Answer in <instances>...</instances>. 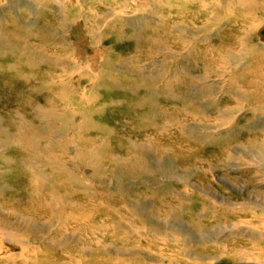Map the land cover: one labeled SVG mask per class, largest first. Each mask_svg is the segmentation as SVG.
<instances>
[{
	"label": "rangeland",
	"instance_id": "obj_1",
	"mask_svg": "<svg viewBox=\"0 0 264 264\" xmlns=\"http://www.w3.org/2000/svg\"><path fill=\"white\" fill-rule=\"evenodd\" d=\"M195 1H169L168 8L164 4L150 8L152 12H146L147 16L142 21L130 17L131 20L117 22L96 34H90L82 24L72 29L66 25L60 28L61 31H55L53 28L57 25L50 24L51 18L47 12H29V9L37 11L43 0H30L24 12L3 10L6 5L0 8V264H10V261H6L10 255L14 253L19 256L22 253L18 241L27 242V259H17L18 262L14 264H84L85 261V264H164L165 260L157 257V247L136 231L137 226L141 228L148 223L155 230H166L171 236L181 234L182 238L187 239L184 249L190 257L185 259L186 264L240 263L230 260V255L221 259L226 247L220 242H206L222 220L210 196L220 200L229 195L227 191H234L231 187L237 189L235 185L238 184L242 188V183L259 193L264 189L260 181L264 179V169L225 170L220 163L223 157L221 150L228 142L221 140L219 132L212 129L220 123L219 114L215 110L209 115L205 110L214 109L219 103V111L221 106L240 108L237 96L231 94L230 90H226L220 98V90L224 89L225 83L227 87L225 75L231 74V71H225L224 76L217 73H220L218 56L223 44L221 38L224 33H228L229 37L234 33L246 34L248 26L258 24L259 30L249 33V37L256 48L253 54L262 57V63L257 61L255 68L263 67L264 48L258 41L264 35V10H253L260 9L257 3H253L250 9L238 8L234 11L235 2L227 1L220 6L215 5L211 11L209 6L202 7V0ZM222 7H229L232 11L227 13ZM194 14H199L200 18L193 17ZM216 18L219 25L193 41L186 33L180 36L170 33L174 24L193 19L197 26L194 29H199V25H211ZM109 22L107 20L104 25ZM42 40L49 44H41ZM68 40L73 42V47L65 50L67 54L72 52L81 57L93 42L99 51L106 53V58L103 61L96 59L95 67L89 69L93 71H89L88 75L79 74V79H74L78 82L77 89L62 91L67 76L59 80L54 75L48 77L46 74L58 71L54 65L57 62L61 65L63 52L56 53L55 41L64 44ZM236 41L237 37L229 39L224 43L225 48L236 44ZM236 50L243 53L241 49ZM168 51L171 53L168 54ZM56 55L60 61L54 60ZM84 58L83 62H87ZM49 61L53 62H50L52 65ZM240 69V73H245L243 68ZM258 70L259 74L256 69L250 72L251 78L264 77V67ZM232 74L236 75L237 72ZM247 84L243 80L238 86L243 88ZM262 84L264 80L259 78L256 85ZM91 88L95 89L94 94L88 92ZM246 89L255 92L252 88ZM240 93H245V90ZM91 94L94 102L89 98ZM72 100L75 103L71 105ZM256 100H252L255 102L251 108L259 111L250 110L238 121L242 126L249 123L261 125V128L251 130L256 140L248 148L254 153V162L262 158L257 153L259 146L264 147V101ZM9 105H13V108H9ZM243 109L248 110V107ZM92 110L94 112L90 116L88 112ZM70 112H82L85 118L83 121H72L71 115H67ZM86 116H90L89 119ZM21 122L26 126L28 145L22 138L18 139V125ZM236 128L240 127L227 128V134ZM243 131L244 136L250 137L251 131L245 128ZM78 135L93 141L89 149H94V155L85 162L88 164L92 161L102 171L95 168L97 177L93 176L92 180V168L70 166L69 170L73 171L75 177L68 182L65 180L68 176L61 174L58 166L49 162L44 153L49 148L57 154L65 152L64 148L55 147L71 138L79 139ZM239 135L236 142L244 138ZM11 141H15L14 144ZM137 145H140V149ZM144 149L149 151L143 152ZM146 155L149 157L146 161H149L150 171L142 170L137 165ZM135 160L134 166L132 163ZM211 166H216L215 171ZM38 172L45 173L47 179L41 180ZM190 172L192 180L181 183L180 178ZM222 176H229L228 179L237 184H221L219 178ZM54 187L58 188V192L51 191ZM234 197L240 198L241 194ZM84 201L94 203L92 210H82ZM59 206L69 213H78L76 225L67 222L65 216L60 217ZM57 207L58 212H55ZM144 215L149 217L144 219ZM130 223L134 224V229ZM6 237L14 238V243L6 244ZM132 247L136 250L129 253ZM227 247L232 253L233 246ZM162 248L169 252L176 250L173 245ZM119 250L128 251L120 254ZM166 259V264L178 263V259L171 255Z\"/></svg>",
	"mask_w": 264,
	"mask_h": 264
},
{
	"label": "bare ground",
	"instance_id": "obj_2",
	"mask_svg": "<svg viewBox=\"0 0 264 264\" xmlns=\"http://www.w3.org/2000/svg\"><path fill=\"white\" fill-rule=\"evenodd\" d=\"M169 1H173L174 2V0H43V3L40 5L41 9L39 8L40 10L38 9L37 11L36 10L31 11L29 9V12H47V14H49V18H51L50 24H53V25L56 24L57 25V27L53 28V29H55V31H61L60 28L61 27H65L66 25H70L69 28L72 29L73 27H75V25L80 26L78 24H82V25H84L85 30L88 31L90 34H96V33H99L102 29H106L109 26L115 25L117 22L121 23L123 21L124 22L129 21V20H131L130 17L137 18V20L142 21L143 18L145 19V16H147L146 12H152V10H149L150 8H154V7L158 6V5L161 6L163 4H164L163 6L168 8V2ZM192 1H195V0H192ZM227 1L228 2L229 1L235 2V4H233V6L236 7L234 9V11H236L238 8L250 9V7H251V5L253 3H257L260 6V9H253V10H255V11H259L261 9L264 10V0H202L201 4H202L203 8H208V6H209L210 10L212 11L215 8L214 7L215 5L220 6L221 3H224V2H227ZM29 2H30V0H0V4H2V5H0V8L3 7V5H6L5 9H3V10H7L8 12H16V13L19 12V10L20 11L22 10L24 12V10L28 9V6L26 5V3H29ZM258 2H260V3H258ZM36 4H38V3H36ZM38 6L39 5H37L36 8ZM12 7H16V8H12ZM100 8L102 10H100ZM222 8H225L227 13H230L232 11L229 7H222ZM171 9H173V8H171ZM249 13H252V12H249ZM143 14H145V15L143 16ZM118 15L121 16V17L122 16H125V17L121 18ZM39 16H40V14H39ZM195 16H197V19L200 18L199 14H194L193 17H195ZM244 17L245 16L243 15V18ZM4 18H5V16H4ZM107 20H110V22L108 24L106 23L107 25H104ZM189 21L190 22H187V23L174 24L173 27H172V31H170V33L173 34V35L177 34L176 36H180V34L186 33V34H188L189 37H191V40L193 41L197 37H199V36L202 37L207 32H210L211 29H213V27H216V26L219 25L218 24L219 20H218V18H216V19H213V23L211 25H209V23H208V25H205V26H200L199 25V29H194V28H197V26L195 24V20L190 19ZM29 28H27V29H29ZM191 29L194 30V33L192 32ZM245 30H246V34H245V32H244V34H240V35H237V33H234V34L231 35V37H229L228 33H224V35H223L224 37L221 38V44L222 43L223 44H222V46L220 48L221 50H220L219 56H218V60H219V63H220L219 64L220 65V67H219L220 73L217 72L219 74L218 76H224V72L225 71L226 72L231 71L230 75H233L232 72H234V71L237 72V74L233 75L231 78H229L230 75H228V76L225 75V81H227V87H226V83H225V87H223L224 89L220 90L221 93H222L220 98L222 97V95L225 94L226 90H230L231 94L237 96V98H238L237 104H238V106L240 108H236V106H231V107H228V106L223 107V106H221L220 107V111H219L218 109H219L220 103L214 109L213 108H211V109H206L205 108L206 109L205 112H207L209 115L215 110L219 114L218 120H219L220 123H219L218 126L212 128V129H214L217 132H219L221 140L228 142L227 144H225L222 147L221 153H223V157L221 158L220 163H221V166L223 168L225 167V170H230V171L233 170V169L239 170V169H242V168H248L250 170L252 167L258 168L259 170L260 169H264V166H263V164H264V147H262L261 145L259 146L260 148H258L259 151L257 153L260 154L262 156V158L260 157V160H256V162H254V160H253V154L254 153L252 154V152L248 148V146L253 145L255 143V140H256V137L253 135V132L251 130H254V128H261V125L260 124L255 125V124L249 123V124H246L245 126H242V125L238 124V121L240 119H242L244 113H247L250 110L251 111H255L256 110L257 112L259 111L258 109H252L251 108L253 106V103L255 102V101L252 102L253 99L257 98L258 100H256V101H259V102H261V100H259V99H262V101H264V84L256 85V83H258V79L262 78L264 80V77L263 76H260V77L257 76L256 78H251L253 76H251V74H250V72L255 70V69L257 71V74H259V70L258 69H263V67H264V66L263 67L261 66L260 68H255V65H256L257 61H260L262 63V60H261L262 57L255 56L253 54L254 51L256 50V48H255L254 44L252 43L253 40L251 39V37H249V33L253 32L254 30H255V32L257 30H259V25L255 24L254 26H248ZM33 32H34V30H33ZM34 34H36V33H34ZM226 34H228V36H226ZM67 37H69V36H67ZM103 37H104V35H103ZM234 37H237L236 44L230 45V47L225 48L224 43L226 41L228 42L229 39H232ZM178 38H180V37H178ZM55 39L57 40V38H55ZM204 39H205V37H204ZM48 41H50V39H48ZM48 41L45 42V41L42 40L41 44L48 45L49 44ZM187 41H190V40H187ZM61 42L59 43V42L55 41L56 44L54 45L56 53L63 52V56L61 58L62 59L61 60V65L58 62H57L58 64L55 62L56 64H54V65L56 66L58 71L54 72L53 74H46V75H48V77L51 76V75H54L59 80H62V78L64 76H67L66 77L67 78V82L63 83L62 85H64V87H61L63 89H61V88L60 89L62 91H72L73 88L77 87L76 83H78L74 79H79V74L88 75L89 71H93V69L92 70H89V69H91L92 67H95V63H94L95 60L96 59H100L101 61H103L106 58V53L104 51H99L98 46L96 45V43L92 42V45L86 49V53L83 54L81 57H77V55L75 53L70 52V53L67 54L65 52V50H68V49L73 47V42L71 40L70 41L69 40L66 41L64 44L61 43ZM258 44H260V46L264 48V35H262L259 38ZM28 47H29V45H28ZM88 49L91 52H89ZM236 49H241L243 53H241L240 51H237ZM76 51L77 50H75V52ZM169 53H171V52L168 51V54ZM208 53H209V51H208ZM45 56L47 57L46 54H45ZM130 56H132V55H130ZM83 57H85L84 60H86L87 62H83ZM43 59H45V57ZM57 59H59V58L56 55L54 60L56 61ZM254 59H255V61H254ZM45 60L48 61L47 59H45ZM59 61H60V59H59ZM50 62L53 63L52 61H49V63ZM79 65H81L80 69H79ZM48 67L50 68V66H48ZM240 68H243L245 73H243V72L240 73L239 72L241 70ZM205 69H207V68H205ZM50 71H53V69L50 70ZM262 73H264V72H262ZM241 74H243V75H241ZM163 75H164V73H163ZM90 76H88V77H90ZM165 76H166V73H165ZM237 77H238V80H237ZM83 78H84V76H83ZM239 78H241V79H239ZM248 78H251V80L248 79ZM243 80H245L248 84H247V86L244 85V87L242 86L243 88H240L238 85L243 83ZM73 83H75V84H73ZM48 85H50V84H48ZM71 85H72V87H71ZM141 87H143V86H141ZM246 87L252 88L251 90L254 89L255 92L251 93L250 91H248L246 89ZM10 88H8V89H10ZM5 89H6V87H5ZM5 89H3V91ZM94 90H95L94 88H91L90 90H88V92L91 91L92 94H94L93 93ZM241 90H245V93L241 94L240 93ZM47 91H49V90H47ZM62 91H60V92H62ZM57 92H59V91H57ZM9 93H10V91H9ZM39 94H41V93H39ZM64 94H65V92H64ZM92 94L89 95V98H90V100H92L94 102V96ZM129 94H131V93H129ZM48 95H50V94H48ZM48 95H46V96H48ZM72 95H70V96H72ZM29 96H30V94H29ZM32 96H34V95H32ZM22 97H24V96H22ZM34 97L32 98V100L34 99ZM15 98H16V93H15ZM17 98L21 99L20 97H17ZM38 98H39V96H38ZM58 98L60 99V97H58ZM65 98L66 97H64V99ZM46 99H48V97ZM68 99H70V97H68ZM13 100L16 101L15 99H13ZM23 100H26V99H23ZM32 100H30V102ZM34 101H36V100H34ZM78 101H80V100H78ZM35 103H38V102H35ZM74 103H75L74 101H73V103L70 102L71 105L74 104ZM15 104L18 106L17 103H15ZM16 105L14 107H16ZM20 105H22V104H20ZM48 105H50V104H48ZM127 105H128V103H127ZM10 106L11 105H9V108H10ZM12 106H11V108H13ZM38 107H40V106L37 105V108ZM243 107L244 108L248 107V110L247 109H243ZM74 108L75 107L73 105L72 109H74ZM40 109H41V107H40ZM42 109H43V107H42ZM203 111H204V109H203ZM93 112H94V110H92L91 112H88V113H90L89 115L91 116L92 115L91 113H93ZM257 112H256V115H257ZM41 113L42 112L40 111V115H42ZM9 114H11V113H9ZM24 114H26V113H24ZM43 115H45V114L43 113ZM48 115L49 114H47L46 116L48 117ZM67 115H69V116L71 115L70 116L71 120L72 121L74 120L76 122H77V120H82L83 121V119L85 118V116H83L84 114L82 112H70ZM258 115H260V113H258ZM18 116L20 118V115H18ZM53 116H54V114H53ZM69 116H67V117H69ZM90 116H86V117L89 119ZM260 116L262 117V115H260ZM56 117L57 116H55V118ZM63 117H65V116H63ZM23 118H24V116H23ZM33 118H34V116H33ZM60 119L62 120L63 118L61 117ZM19 124L20 125H18V123H17V125H18V139L22 138L21 140L27 142L28 141V134H25L26 126L22 122L19 123ZM231 126H239L240 128L232 129V132L227 134V128H230ZM244 128L246 130H249V131L252 132L250 137H247V136L243 135ZM234 130H236V131H234ZM239 134H241L244 138L241 139L239 142H236L237 138L240 136ZM228 136H231L230 139H228V140L225 139ZM63 137H65V136H63ZM71 139L72 140H68L66 142H63L62 144H60L57 147H55L56 149H60V148L63 149L64 148L66 150L65 152L57 154V153H54L52 151V149L49 148V149L46 150V153H44L45 154L44 156L47 158V160L49 162H51L52 164L58 166L59 172L61 174H64V176H68V179H65L63 177L68 182H71V180H73L72 178L75 177L74 174H73V171L70 172V170H69L70 166H72V167L83 166L85 169H87L88 167L92 168L93 173L91 172L92 173L91 179L93 180L94 177L95 178L97 177L96 176L97 175L96 169L97 170H98V168L101 169L100 166H98V167L94 166V164H92V161L89 162L88 164L85 162L88 159L89 156L94 155V149H92V150L89 149V146L91 145V143H93V141H90L89 139L87 140L86 138H83L82 136H79V139H77V138H71ZM258 139H260V135H258ZM9 142H7V143H9ZM11 142H12V144H14L15 141H11ZM26 144L28 145V142ZM139 146H138V148L140 149ZM133 148L136 149L137 147H133ZM68 150H71V151L69 152ZM148 151L145 150V149L143 150V152H148ZM250 153H251V156H249ZM144 154H146V153H144ZM148 158L149 157L146 155L145 159H143L142 161H139V162H137L135 160L132 163V165L135 166V163L137 162V165H138L139 168H141L142 170H149L150 171L149 161H146ZM115 163H116V165L119 164L117 161ZM211 168L215 171L216 166H215V168L213 166H211ZM101 171H102V169H101ZM81 174H83V173H81ZM262 175L264 176V173H262ZM38 176H39V178L41 180H46L47 179V176H46L45 173L43 174L42 172H38ZM228 177L229 176H222L221 178H219L221 184L224 185L225 182H228L230 185H233L234 183L237 184L235 181H231V178L228 179ZM180 180H181V183H183V184H185L187 182H190L192 180V172H190L189 174L187 173V176H185L183 178H180ZM260 181L264 184V179H262ZM94 184H97V183H94ZM241 185H242V188H240L238 186V184L235 185V187L237 189L231 187L234 191H227L229 195L221 197L220 200H217V198L214 197V196H210V201L215 206V208L219 211V214L222 215V220L217 224L216 228L214 229L213 236L210 239H208V241H206V242L208 244H213L216 241H218V242H220L221 245H224L223 247H226L225 248V253L220 256L221 259H224L225 257H230L231 256L230 260L233 259L235 261H238L240 263L242 262L244 264H264V195L262 194L264 189L260 190L259 193H256L250 187H246V185L244 183H242ZM77 189H79V188L77 187ZM87 189L89 190V188H87ZM90 189H91V187H90ZM196 189L200 190L201 188H196ZM80 190H82V189H80ZM239 190H241V192ZM51 191L58 192V188H55V187L51 188ZM96 192L97 191H95V193ZM239 193L241 194L240 198L234 197L236 195L238 196ZM69 194H71V193H69ZM97 194H98V192H97ZM92 197H93V195H92ZM94 198H96V197H94ZM54 199H55V197H54ZM99 200H100V198H99ZM46 201L48 202V200H46ZM72 201H73V199H72ZM71 203H73V202H71ZM93 205H94V203H92L90 201H84V207H83L82 210L84 212H88V211L92 210ZM62 206H59L60 207L59 212H58V207H57L55 212H58L60 214V217L65 216L67 222H70L72 225H76L77 224L78 213H75V212H70L69 213L68 210L63 208ZM9 211H11V210H9ZM63 211L65 213L62 214ZM136 211L137 210L135 209V212ZM145 212H148V211L145 210ZM136 216H137V214H136ZM55 217L58 218L59 216H55ZM147 217H149V215H144V219H146ZM145 221H147V220H145ZM19 223L21 224L20 221H19ZM130 226L134 229V224L130 223ZM136 231L141 237H143L145 240H147L150 243H152V245L154 247H157V250H158V251H156L157 252L156 254H158L157 257L161 261L165 260V262H163L164 264H166V260H167L166 258H168L170 255L172 257L178 259V261H177L178 263L177 264H186L185 263V259L190 257V255L188 254V251H186L184 249L185 241H187V239L182 238V236H180L181 234L180 235L177 234V235L171 236L166 230H160V229L155 230V229H153L149 225V223L147 225H144L141 228L137 226L136 227ZM210 232H211V230L209 231V233ZM31 233H33V232L31 231ZM76 237H78V236H76ZM240 237H242L240 240H236V239H238ZM201 239H202V237H201ZM15 240H16V238H15ZM4 242L6 244L11 245L12 243H14V238L6 237V238H4ZM18 244L21 245V247H22L21 248L22 253L19 256H16L14 253H13V255H10L9 259L6 260V261H10V264L17 263L18 262L17 259H20L22 261H26V259H27L25 257L26 256V247H27L26 244H27V242L18 241ZM170 245H173V247L176 248V250H177V251L175 250L176 253L175 252H169L168 250H165V249L162 248L164 246L168 247ZM228 245H232L233 246L231 248L232 253H231L230 249H228V247H227ZM178 249L181 250V251H179ZM134 250H136V249L133 248V247L130 248L129 253L134 251ZM13 251L16 252L14 249H13ZM126 251H128V250H126ZM126 251L125 250H122V251L119 250V253L120 254H122V253L124 254ZM197 258H199V256H197ZM149 261H151V260H149ZM85 262H84V264H85ZM156 263H162V262H156Z\"/></svg>",
	"mask_w": 264,
	"mask_h": 264
}]
</instances>
